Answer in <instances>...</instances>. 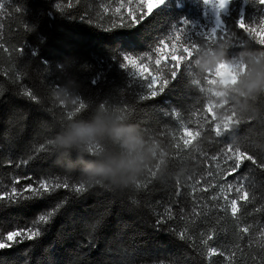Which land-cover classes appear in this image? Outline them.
<instances>
[{"label":"trees","instance_id":"trees-1","mask_svg":"<svg viewBox=\"0 0 264 264\" xmlns=\"http://www.w3.org/2000/svg\"><path fill=\"white\" fill-rule=\"evenodd\" d=\"M0 3L5 5L0 9V43L9 49L6 53L0 48V191L31 183L22 179L28 175L36 182L85 179L75 151L62 160L48 145L59 132L65 112L71 110L59 108L52 89L69 75L77 80L78 94L88 97L91 104L78 118L87 119L106 100H110L111 107H120L122 98L128 95L127 78L112 56L120 57L125 51L142 54L160 32L168 29L166 20L170 14L201 17L198 0H181V8L176 9L170 3L138 27L105 31L119 17L111 11L105 14L103 9L114 10L119 0H0ZM22 46H25L23 55L15 51ZM32 49L38 50L36 56L31 55ZM42 61H47V65ZM59 63L69 66L66 74L56 71ZM101 70L106 75L93 87L91 80ZM29 89L40 96V103L23 95ZM192 95L193 100L183 101L180 92H169L146 101L129 121L137 124L146 137L160 141L172 155L175 141L171 135L161 137L159 133L172 132L178 137V125L161 113L172 107L191 109L195 99L203 103L199 94ZM249 104L257 119L241 124L232 140L264 163V94ZM232 140L216 143L209 134L201 147L211 155ZM41 144L49 151L38 152ZM25 160L29 161L26 166L22 163ZM69 161L71 168L66 166ZM155 163L153 160L148 168L155 170ZM17 164L21 166L16 167ZM147 169L138 177L142 183H147ZM203 173L204 161L193 151L183 153L181 160H170L146 189L131 185L113 192L95 186L82 196L60 189L40 199L0 202V236L16 227L33 225L38 214L61 205L36 239L0 250V264H205L201 255H206V248L200 241L212 230L217 236L208 246L218 247L226 254L235 251L237 264H256L251 259L253 255L259 264H264V249L249 248L253 235L241 240L239 233L244 224L264 223V213L245 214L238 224L230 214L216 211L214 205L222 201L209 202L208 197L215 195L218 188L198 194L207 218L195 217L196 223L190 226L194 247L168 233V228L183 229L192 219L188 194ZM239 174L255 185L257 199L248 206V211L264 206V170L246 162ZM18 177L20 185H15ZM177 181L185 189L179 203L175 196ZM170 206L177 216L184 209L185 220L176 219L166 222L167 226L156 227V221L166 215ZM211 264L228 262L216 256Z\"/></svg>","mask_w":264,"mask_h":264},{"label":"snow or ice","instance_id":"snow-or-ice-1","mask_svg":"<svg viewBox=\"0 0 264 264\" xmlns=\"http://www.w3.org/2000/svg\"><path fill=\"white\" fill-rule=\"evenodd\" d=\"M198 2L201 10L200 18L192 19L186 15L172 17L170 14L169 19L166 20L168 29L160 32L154 38L151 46L146 48L142 54L125 51L120 57L112 56L113 61L118 64L121 72L127 78L126 92L128 95L122 98L120 107H111L110 100L99 104L106 109L117 110L121 116L129 120L136 114L141 104L146 101H154L169 92H180L183 101L193 100V93L199 94V97L203 99L202 104L200 99H195L191 109L172 107L162 111L161 114L164 117L178 125V137L172 132L161 131L159 133L161 137L172 136L175 141L172 148L175 152L170 155L161 146L160 141L150 137L160 146L157 159H155V170L147 169V183L138 180L133 184L136 189H146L170 160H181L183 153L195 151L203 159L204 173L195 180L188 194L192 219L186 222L183 229H167L172 236L193 247L195 238L190 235V231H192L190 226L196 223L195 217L207 218V212L201 207L202 197L198 195L200 193H209L218 188L215 195L208 197L209 202L222 201L214 205L216 211L230 214L238 224L245 214L264 213V206L255 207L252 212L248 211V206L257 199L255 185L248 177L239 174L246 162H251L261 170H264V163H259L255 155L232 140L241 124L250 123L257 117L252 111L246 114L239 113L234 101L222 99L223 93L216 86L220 76L214 72L201 74L193 63L201 50H214L220 46H223L226 61L234 57L240 58L241 53H256L264 56V0H198ZM170 3L176 9L182 7L181 0H119V4L114 10L107 7L103 9L105 14L111 11L112 15L119 17L118 20H113L109 29L104 30L138 27ZM4 7L5 5L0 3V9H4ZM68 7H72L71 2ZM56 8L62 10L60 4H56ZM16 11L19 12L20 9L17 8ZM0 39H2V34H0ZM39 39L42 41L43 37L41 36ZM0 48L6 53L9 51L3 43H0ZM15 51L23 55L25 46L19 47ZM37 53V49H32V56H36ZM42 63L47 65L48 62L42 61ZM223 67L231 69L233 65L225 62ZM244 67L246 68V66ZM56 71L66 74L69 71V66L59 63L56 65ZM105 75V71H98L95 78L91 80V85L97 86ZM23 95L32 102H41L40 96L31 89L25 91ZM79 95L81 99L78 106L58 104L61 109L71 108L70 111L65 112L64 119H70L74 115L78 118L79 113L91 106L88 97ZM73 107H75V112L72 110ZM209 134H212V141L216 143L225 139L232 140V142L224 144L219 151L210 155L201 147ZM48 145H51V140L48 141ZM37 151L47 152L49 148L45 144H41ZM193 159L195 160V157ZM22 163L26 166L29 161L25 160ZM10 165L11 162H9ZM20 166V164L16 165V167ZM213 169H216L215 173ZM217 177L220 178L219 181L213 182ZM22 179L32 182L21 185L19 188L12 186L10 191H0V202L17 203L19 200L40 199L50 196L60 189L69 190L77 196L88 193L95 186L113 192L120 190L115 187H105L99 183H90L86 179L76 182H70L68 179L51 182L44 179L36 182L30 175ZM20 182L21 178L18 177L15 180V185H20ZM184 190V187L180 186L177 181L175 189L177 203H179ZM26 193L28 195H25ZM60 206L57 205L46 214H38L33 225L16 227L0 236V250L23 243L25 240L36 239L41 234L42 227L49 222ZM176 219L185 220L184 209H181L177 216L170 206L166 209V215L156 221V227L167 226L166 222ZM239 233L241 240L250 234L253 235L254 238L249 244V248L264 249V223L257 221L256 224H244L239 227ZM216 236V231L212 230L206 238L200 241L206 248V255L199 253L198 255H201L205 264H211L213 257L216 256L224 257L228 264H237L235 251L226 254L218 247L208 246L216 239ZM240 251L244 250L240 249ZM251 259L259 264L256 255H253Z\"/></svg>","mask_w":264,"mask_h":264},{"label":"clouds","instance_id":"clouds-1","mask_svg":"<svg viewBox=\"0 0 264 264\" xmlns=\"http://www.w3.org/2000/svg\"><path fill=\"white\" fill-rule=\"evenodd\" d=\"M225 62L233 68H224ZM67 63V61L65 62ZM201 74L217 73V88L222 99H231L241 114L251 111L249 101L264 94V56L241 53L240 58L226 61L223 46L201 50L193 61ZM246 66V68L244 67ZM219 69V71H218ZM226 85V86H225ZM79 84L70 75L52 89L54 101L66 106H78ZM75 112V107L72 108ZM159 144L146 137L144 131L115 110L96 107L87 119H64L59 132L51 140V149L65 159L72 151L83 165L82 174L90 183L123 189L135 184L153 160ZM71 168L72 162L66 165Z\"/></svg>","mask_w":264,"mask_h":264}]
</instances>
